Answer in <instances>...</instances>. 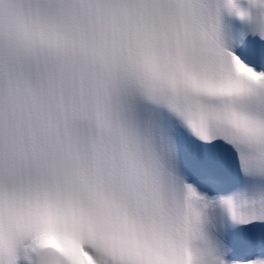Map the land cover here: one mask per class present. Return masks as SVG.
Returning <instances> with one entry per match:
<instances>
[{
  "label": "snow or ice",
  "instance_id": "obj_1",
  "mask_svg": "<svg viewBox=\"0 0 264 264\" xmlns=\"http://www.w3.org/2000/svg\"><path fill=\"white\" fill-rule=\"evenodd\" d=\"M0 264H264V0H0Z\"/></svg>",
  "mask_w": 264,
  "mask_h": 264
}]
</instances>
